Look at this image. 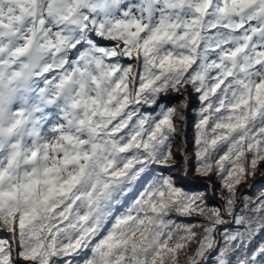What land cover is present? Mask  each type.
Wrapping results in <instances>:
<instances>
[{
    "label": "snow or ice",
    "instance_id": "obj_1",
    "mask_svg": "<svg viewBox=\"0 0 264 264\" xmlns=\"http://www.w3.org/2000/svg\"><path fill=\"white\" fill-rule=\"evenodd\" d=\"M262 162L264 0H0V264H264Z\"/></svg>",
    "mask_w": 264,
    "mask_h": 264
},
{
    "label": "trees",
    "instance_id": "obj_2",
    "mask_svg": "<svg viewBox=\"0 0 264 264\" xmlns=\"http://www.w3.org/2000/svg\"><path fill=\"white\" fill-rule=\"evenodd\" d=\"M172 101H173V99L172 100L170 99L168 101V103L169 102L171 103ZM177 103L178 102L176 101L174 104H177ZM189 117H188V123H190V124H188V125L191 126L190 129H193V122L195 120L194 112H191V115ZM190 134H191V132H190ZM189 140H190L189 143L193 142L191 140V137ZM189 151H191V149H189ZM173 174L177 176L178 184L180 186L185 187L189 190H193V191H204V192H206L209 196V200H208L209 204L220 205L223 203V201L220 199V192H221L220 181L218 179H216L215 177H210V178H208V180H206V178H204V177L193 174V175H190L191 178L188 176L185 179V178H182V174L179 172H174ZM206 181H209V183L213 186L212 188H213L214 198L211 196V194L209 192L210 189L205 187V185L208 184V182H206ZM249 185H252V187L250 188ZM262 185H264V162H262L259 165L258 170L256 171V174L254 176L250 177L246 183H243L240 186V189L244 190L247 195H250L253 198H255L259 195V189ZM263 238H264V232H261L260 234H258L257 236L254 237V240L252 242L261 241Z\"/></svg>",
    "mask_w": 264,
    "mask_h": 264
},
{
    "label": "rangeland",
    "instance_id": "obj_3",
    "mask_svg": "<svg viewBox=\"0 0 264 264\" xmlns=\"http://www.w3.org/2000/svg\"><path fill=\"white\" fill-rule=\"evenodd\" d=\"M188 95H189V97H190V103H191V105H192V107L189 108L188 113H187V115H188V117H189V116L191 115V112H193V107H197L199 102L196 100L195 95H194L193 93H191V91H189ZM172 99H173V101H172L171 103L169 102V104H174L176 101L179 102L180 97L174 95V97H173ZM172 99H171V100H172ZM189 118H190V117H189ZM188 124H190V123H188ZM190 128H191V126L188 125V129H187L188 148H189V149H192L193 142L189 143V141H190L189 139H190V137H191V140H192L193 129H190ZM190 132H191V134H190ZM178 145H179V137L177 138V146H178ZM189 177L191 178V176H189ZM213 177H214V176H213ZM206 180H208V178H206ZM206 182L209 183V181H206ZM209 192H210L211 196L214 198V195H213V188L210 189ZM197 219H199V218H197ZM220 227H224V226H220ZM253 240H254V238H253ZM262 243H264V238H263L261 241L252 242V243L249 245V247L252 248V249H255V248L259 247V245L262 244ZM194 247H195V245L193 244V245H192V248H194ZM180 259H181L182 262L186 259V256H185L184 253H181V254H180ZM201 264H204V262L201 261Z\"/></svg>",
    "mask_w": 264,
    "mask_h": 264
}]
</instances>
